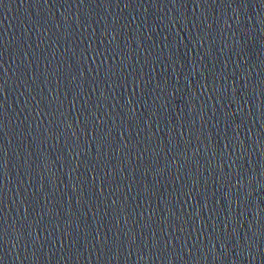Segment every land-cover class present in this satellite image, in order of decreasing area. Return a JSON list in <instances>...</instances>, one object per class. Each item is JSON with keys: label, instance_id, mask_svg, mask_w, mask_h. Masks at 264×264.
I'll use <instances>...</instances> for the list:
<instances>
[{"label": "water", "instance_id": "95a60500", "mask_svg": "<svg viewBox=\"0 0 264 264\" xmlns=\"http://www.w3.org/2000/svg\"><path fill=\"white\" fill-rule=\"evenodd\" d=\"M0 264H264V0H3Z\"/></svg>", "mask_w": 264, "mask_h": 264}, {"label": "snow or ice", "instance_id": "6c2138e0", "mask_svg": "<svg viewBox=\"0 0 264 264\" xmlns=\"http://www.w3.org/2000/svg\"><path fill=\"white\" fill-rule=\"evenodd\" d=\"M3 2V0H0V3H2ZM165 247H167V244L165 245Z\"/></svg>", "mask_w": 264, "mask_h": 264}]
</instances>
